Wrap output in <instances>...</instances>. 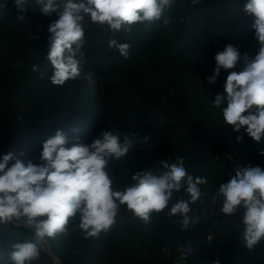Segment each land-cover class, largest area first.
Returning a JSON list of instances; mask_svg holds the SVG:
<instances>
[{"label":"trees","instance_id":"16d2710c","mask_svg":"<svg viewBox=\"0 0 264 264\" xmlns=\"http://www.w3.org/2000/svg\"><path fill=\"white\" fill-rule=\"evenodd\" d=\"M246 2L201 0L193 6L190 0H174L167 26L143 23L130 32L85 17L82 75L59 87L49 80L53 69L46 56L48 25L57 13L45 16L36 0H26L21 21L14 0H0V159L14 152L25 164L42 163V145L58 130L70 144L91 143L104 130H118L151 139L110 162L114 188L122 190L139 171L159 174L162 161L177 158L189 174L209 181L202 186L207 195L191 206L189 215L200 217L193 228L181 230L180 217L169 216L168 209L145 222L121 206L116 223L98 237L86 239L79 216L70 218L32 264H264V241L252 249L243 241V210L226 216L220 200L212 199L239 168L230 157L264 169V142L234 131L223 122L221 109L211 106L227 72L222 70L215 84L207 79L225 45L236 46L242 57L256 54ZM112 39L131 45L127 59L109 47ZM243 67L241 59L234 70ZM88 74L91 81L84 78ZM179 198L187 199L183 190L174 193L169 207ZM31 237L24 223L0 225V264H10L13 245ZM186 247L191 251L184 256Z\"/></svg>","mask_w":264,"mask_h":264},{"label":"clouds","instance_id":"9594fccd","mask_svg":"<svg viewBox=\"0 0 264 264\" xmlns=\"http://www.w3.org/2000/svg\"><path fill=\"white\" fill-rule=\"evenodd\" d=\"M45 16L57 13V19L48 25L50 33L47 60L52 66L49 80L62 87L69 80L82 75L86 43L84 20L107 25L115 32L132 30L137 24L162 21L167 26L166 12L174 0H36ZM193 6L201 0H190ZM19 20L25 19L26 0H14ZM246 15L253 17L252 28L258 42L254 56L244 53L232 44L224 46L214 56L215 69L209 84H215L221 71L227 72L223 91L211 101L213 108L221 109L223 122L236 132H245L257 143L264 142V0H247ZM125 59L131 45L109 42ZM243 59L244 67L236 71ZM33 66V71H37ZM91 81L92 75L84 77ZM151 136L134 137L118 130H104L91 143H69L63 131L47 139L42 145L40 161L25 164L14 152L0 159V225L23 222L32 229L31 239L17 242L9 254L10 264H32L39 258L41 248L59 233L65 231L70 218L79 216V229L85 238L98 237L116 223L121 206L133 216L148 222L153 213L168 209L169 216H179L181 230L199 223L200 217L190 216L192 205L201 201L207 192L206 177L189 174L184 160L175 163L162 161L163 171L136 172L132 182L122 190L114 188V177L109 164L126 156L138 143H146ZM242 139L237 136V140ZM264 155V151L260 152ZM183 192L187 199L170 202L174 193ZM213 203L221 202L220 212L234 216L242 209L243 241L252 249L264 241V169L259 166L238 168L226 183H220L213 194ZM218 264V262H214Z\"/></svg>","mask_w":264,"mask_h":264},{"label":"water","instance_id":"95a60500","mask_svg":"<svg viewBox=\"0 0 264 264\" xmlns=\"http://www.w3.org/2000/svg\"><path fill=\"white\" fill-rule=\"evenodd\" d=\"M232 163H234L235 165H237L239 168H243V167H247V166H250L248 165L247 163L245 162H239V161H231ZM53 260L55 262V259L53 257ZM179 264V263H178Z\"/></svg>","mask_w":264,"mask_h":264},{"label":"built area","instance_id":"2783aa9c","mask_svg":"<svg viewBox=\"0 0 264 264\" xmlns=\"http://www.w3.org/2000/svg\"><path fill=\"white\" fill-rule=\"evenodd\" d=\"M11 223L18 224V223H22V221L21 222L13 221ZM190 251H191V248L190 247H186L185 250H184V256H187L188 254H190Z\"/></svg>","mask_w":264,"mask_h":264},{"label":"rangeland","instance_id":"374dc122","mask_svg":"<svg viewBox=\"0 0 264 264\" xmlns=\"http://www.w3.org/2000/svg\"><path fill=\"white\" fill-rule=\"evenodd\" d=\"M27 111H28V108L24 109V111H23V112L25 113V112H27ZM229 159H230V161H236V160H234V159H233V158H231V157H230ZM22 223H23V222H22Z\"/></svg>","mask_w":264,"mask_h":264}]
</instances>
